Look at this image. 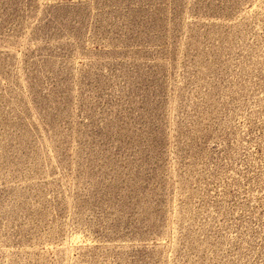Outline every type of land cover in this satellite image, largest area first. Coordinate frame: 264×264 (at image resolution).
Listing matches in <instances>:
<instances>
[{
	"label": "rangeland",
	"instance_id": "rangeland-1",
	"mask_svg": "<svg viewBox=\"0 0 264 264\" xmlns=\"http://www.w3.org/2000/svg\"><path fill=\"white\" fill-rule=\"evenodd\" d=\"M0 264H264V0H0Z\"/></svg>",
	"mask_w": 264,
	"mask_h": 264
}]
</instances>
